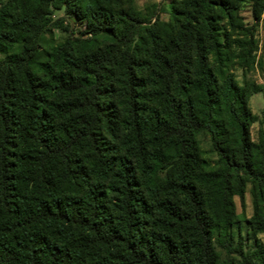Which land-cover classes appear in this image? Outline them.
<instances>
[{
	"label": "trees",
	"instance_id": "obj_1",
	"mask_svg": "<svg viewBox=\"0 0 264 264\" xmlns=\"http://www.w3.org/2000/svg\"><path fill=\"white\" fill-rule=\"evenodd\" d=\"M84 1L0 7V264H264L233 243L250 186L264 234V129L230 72L255 65L239 11L264 28V0L175 1L167 31L134 0ZM54 10L83 34L46 45L68 30Z\"/></svg>",
	"mask_w": 264,
	"mask_h": 264
},
{
	"label": "rangeland",
	"instance_id": "obj_2",
	"mask_svg": "<svg viewBox=\"0 0 264 264\" xmlns=\"http://www.w3.org/2000/svg\"><path fill=\"white\" fill-rule=\"evenodd\" d=\"M7 1L8 0H0V7ZM175 1L181 0H134L133 7L136 11L140 12L144 18L151 19V23L158 20L160 22L161 30L167 31L168 22L170 20L171 4ZM91 4H94L93 0H85L83 5L86 7ZM252 11V3L250 1L244 2L239 11V20L243 27L253 29L255 34V41L257 42L258 47L255 52V65L247 69L230 66V72L240 85L255 84L260 89L258 92L253 93L249 100L250 109L257 117V122L252 127V137L254 141H257L260 128L264 129V28L261 24L258 25L257 21L254 20ZM59 19L64 20V25L68 30L65 31L64 29L49 27L48 31L43 35L46 45H59L72 34H75V37H77L81 36L85 31V26L76 23L74 19L65 14L64 10H54L51 20L54 22ZM7 55L8 54L0 53V61L5 59ZM200 145L203 157L207 160L209 165H213L216 162L217 157L213 152L210 138L206 135H202L200 137ZM234 202L236 205L238 224L233 229L235 234L233 243L234 245H237L241 239L245 251H251L254 249V245L257 242L264 244V234L256 233L250 223L254 215L251 186L247 188V191L242 198L235 197ZM261 209L264 212V202ZM217 252L220 262L236 263L240 261L238 256L228 254L219 247H217Z\"/></svg>",
	"mask_w": 264,
	"mask_h": 264
}]
</instances>
